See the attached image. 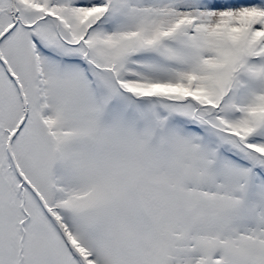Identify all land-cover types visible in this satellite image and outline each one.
<instances>
[{"label": "snow or ice", "instance_id": "obj_1", "mask_svg": "<svg viewBox=\"0 0 264 264\" xmlns=\"http://www.w3.org/2000/svg\"><path fill=\"white\" fill-rule=\"evenodd\" d=\"M0 264H264V0H0Z\"/></svg>", "mask_w": 264, "mask_h": 264}]
</instances>
